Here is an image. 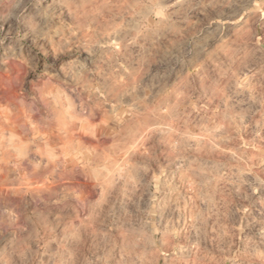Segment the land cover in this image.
I'll list each match as a JSON object with an SVG mask.
<instances>
[{"label":"rangeland","instance_id":"rangeland-1","mask_svg":"<svg viewBox=\"0 0 264 264\" xmlns=\"http://www.w3.org/2000/svg\"><path fill=\"white\" fill-rule=\"evenodd\" d=\"M46 245L264 264V0H0V264Z\"/></svg>","mask_w":264,"mask_h":264},{"label":"crops","instance_id":"crops-1","mask_svg":"<svg viewBox=\"0 0 264 264\" xmlns=\"http://www.w3.org/2000/svg\"><path fill=\"white\" fill-rule=\"evenodd\" d=\"M53 206L52 205H44L38 207L37 203L30 207L29 210V217L30 221L33 222H41L45 223V234L46 238H48V228L50 225L52 226V219H53ZM28 215V213H26ZM38 230H36L37 232ZM34 231H31V234H33ZM31 254H35L38 256V254L41 256L40 258L31 259L29 264H54V247L51 245H46L44 248H38V247H31L30 248ZM84 258H83V264H100L101 263V255L105 254V250L101 247H98L96 245L89 246L84 249Z\"/></svg>","mask_w":264,"mask_h":264}]
</instances>
